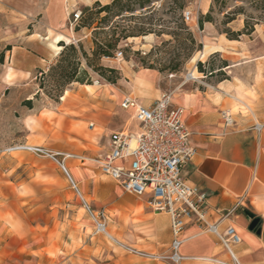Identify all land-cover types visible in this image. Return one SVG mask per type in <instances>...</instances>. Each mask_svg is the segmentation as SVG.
I'll list each match as a JSON object with an SVG mask.
<instances>
[{
    "label": "rangeland",
    "instance_id": "374dc122",
    "mask_svg": "<svg viewBox=\"0 0 264 264\" xmlns=\"http://www.w3.org/2000/svg\"><path fill=\"white\" fill-rule=\"evenodd\" d=\"M206 1L204 6L205 0H150L152 13L141 15L137 9L111 17L102 24V31L109 32L114 27L117 34H124L141 25L160 35L128 37L120 42L112 57L98 61L121 74L115 84L88 67L78 51L75 56L81 68L88 71L94 92L73 82L58 96L54 87L60 82L59 69L47 70L50 63L54 65L59 60L58 54H54L58 39L76 48L81 44L90 55L94 47L91 28L97 21L89 29L82 28L87 38L82 36L78 40L73 33L72 16L80 10L79 5L59 8L46 0H0V264H174L166 258L170 254V240L165 241L151 224L155 216L152 209L137 206L126 210L119 204L114 208L113 198L118 202L124 192L101 173L92 159L107 149L112 131L125 125L131 129L133 125L130 112L121 111L119 101L117 105L112 102L116 88H130L123 81V70L156 71L157 86L162 92H173L182 83L198 78H230L227 68H223L222 74H208L210 68L221 66V59H225L221 53L198 56L207 41L205 22L202 28L198 25L212 0ZM180 3L183 9H175ZM235 6L244 8L243 14L236 16L238 22L222 24L224 14ZM186 9L192 15L183 23L185 31L178 26ZM260 15L247 2L229 0L226 7L214 9L212 29L215 36L224 28L239 30L247 16ZM263 29L264 26L258 31ZM187 32L194 37V44L188 40ZM256 45L259 52H264V42ZM117 52H122V58H116ZM198 61L203 72L197 68ZM174 66L178 70L169 71ZM193 69L195 78L190 74ZM65 90L67 94L62 100ZM27 100L31 104H26ZM243 102L250 104L246 99ZM243 102L232 113L240 111L251 116ZM101 112L104 123L95 118ZM25 145L32 149L24 148ZM62 165L78 183L107 232L84 208ZM147 198L143 196L142 202Z\"/></svg>",
    "mask_w": 264,
    "mask_h": 264
},
{
    "label": "crops",
    "instance_id": "0c3cea01",
    "mask_svg": "<svg viewBox=\"0 0 264 264\" xmlns=\"http://www.w3.org/2000/svg\"><path fill=\"white\" fill-rule=\"evenodd\" d=\"M46 1L54 7L79 5L81 8L95 1L104 4L110 0ZM207 4L205 0L204 6ZM52 20L59 23L57 19ZM234 22H238V19L230 24ZM204 26L208 33L203 47L213 45L216 48L210 52L218 50L224 56L228 61L226 68L230 78H198L191 83H182L172 92V104L184 109V121L190 132L189 142L195 148L192 161L182 166L180 175L189 185L206 193L207 222H217L219 232H223L228 226L234 227L238 232L240 241L231 248L239 263L264 264V125L258 134L252 128L256 121L264 124V52H259L256 45L264 42V29L258 31L264 24H257L250 35H243L239 39H227L223 33L215 36L210 22H205ZM73 33L79 38H87L83 29ZM61 40L64 41L60 38L58 42ZM122 72L123 81L130 88H116L111 95L115 105L124 96L149 105L161 94L162 91L157 86L156 71L139 69ZM243 99L250 101V104L243 102ZM239 102L245 104L251 116L240 111L232 113ZM224 109L230 111L234 120L229 127L224 126L221 118L220 111ZM104 117L101 112L95 118L104 123ZM134 128L133 122L131 130ZM80 193L83 196L81 191ZM125 193L118 202L113 194L114 208L117 204L126 210L137 206L148 207L147 202L141 200L144 195L136 196L138 201ZM111 206L109 203V207ZM227 211L230 213L223 217ZM153 213L155 216L152 217L151 224L155 232L161 233L165 241L170 240L169 215L164 212ZM253 218H258V224L250 229ZM179 253L184 257L179 264H218L217 260H231L218 237L195 222L185 226Z\"/></svg>",
    "mask_w": 264,
    "mask_h": 264
},
{
    "label": "built area",
    "instance_id": "2783aa9c",
    "mask_svg": "<svg viewBox=\"0 0 264 264\" xmlns=\"http://www.w3.org/2000/svg\"><path fill=\"white\" fill-rule=\"evenodd\" d=\"M79 14L80 11L74 12L72 21L75 22ZM191 15L189 9L184 10L183 20L188 22ZM116 58H122V52H117ZM119 108L130 112V119L135 123L134 130L126 126L112 132L108 148L92 160L101 173L114 180L124 192L147 196V205L153 212L169 215L170 254L166 258L174 264L180 263L184 258L179 253L184 228L188 223L195 222L206 231L214 233L229 253L231 260H217L218 264H240L231 248L240 241L238 232L232 226L219 232L217 222H207L206 193L189 185L180 175L182 166L192 161L195 148L189 142L190 132L184 121V109L172 104V92H161L149 105L124 96L119 101ZM220 114L225 127L233 125L229 110H221ZM263 125L256 121L252 128L258 134ZM62 169L84 208L97 221V213L81 195L77 183L65 166L62 165ZM229 213L227 211L223 217ZM97 225L102 224L97 221Z\"/></svg>",
    "mask_w": 264,
    "mask_h": 264
},
{
    "label": "trees",
    "instance_id": "16d2710c",
    "mask_svg": "<svg viewBox=\"0 0 264 264\" xmlns=\"http://www.w3.org/2000/svg\"><path fill=\"white\" fill-rule=\"evenodd\" d=\"M229 0H212L210 7L204 15H202L198 20V25L202 28L204 22L213 23L212 13L214 9L217 8L221 10L226 7V4ZM250 4L252 8L255 10H259L261 15L259 17L247 16L244 21L242 28L239 30H232L230 28H224L220 31V33L225 34L227 39H239L243 35H250L255 28V25L259 23H264V0H240ZM137 9L141 10L140 14L143 15L145 13H152L154 7L151 5L150 0H110L107 3H100L99 1H95L89 6H83L80 8V14L75 21V31H78L82 28H90L94 21H97V25L92 26V34H93V45L94 47L91 50L90 55L82 48L81 44H78L79 48H76L73 44L65 43L64 41H59L58 45L61 46V50L58 53L59 60L52 65L50 63L47 67V70L51 71L56 68L59 69V80L57 84H55L54 90L57 95L60 96L63 92L65 86L69 83H79V84H90L88 71L85 68H81L79 58L75 56L80 53L81 58L84 60L86 65L92 68L93 71L98 72L104 79L110 83L115 84L120 78L121 74L118 73V70L113 67H105L99 64V60L102 57H112L115 53V50L120 45V42L128 37H135L136 35H148L151 33H155L156 35H160L156 33L152 28H144L139 25V27H135L133 29L128 30L124 34H117L114 31V27L109 32H104L102 24L107 23V21L114 16L121 14L122 12L134 13ZM175 9H183V4L180 3L177 5ZM244 8L242 6H235L233 10H229L224 14V21L222 24L227 25L236 19V16L239 14H243ZM183 11V10H181ZM101 13H105L103 16L99 17ZM182 23L179 24V29L187 30V27L183 24L185 21L183 17L181 18ZM105 33L104 37H100L101 34ZM188 40L194 44L195 39L191 35V33L187 32ZM66 53L70 55L66 57ZM212 53V54H216ZM202 63L200 61L197 62V68L199 71L203 72L201 68ZM228 66V62L226 59H221V66L218 69L210 68L208 70L209 76H212L215 73L222 74L223 68ZM152 68V67H149ZM178 70L177 66L169 68V71L176 72ZM39 72H44L43 69L38 68ZM106 73L114 74L112 76L106 75ZM225 79V78H223ZM222 80V79H219ZM41 88L43 85L41 84ZM26 104H31L30 100L25 102Z\"/></svg>",
    "mask_w": 264,
    "mask_h": 264
},
{
    "label": "bare ground",
    "instance_id": "6f19581e",
    "mask_svg": "<svg viewBox=\"0 0 264 264\" xmlns=\"http://www.w3.org/2000/svg\"><path fill=\"white\" fill-rule=\"evenodd\" d=\"M145 37V36H144ZM56 47V50H54V54H58L59 53V49H60V46L59 45H56L55 46ZM221 47V46H220ZM219 47V48H220ZM216 47H214L213 45L212 46H207V45H204V47H203V49L202 50H200L199 51V53H198V56L200 57V58H202V57H204L206 54H208L212 49H215ZM218 50H215L214 52H210V54L211 53H215V52H217ZM56 56V55H55ZM192 59H194V57L192 58ZM195 70L193 69L192 71H191V76L192 77H196V75L194 74L195 72H194ZM137 79V78H136ZM138 80V79H137ZM141 80V79H140ZM139 81V80H138ZM142 81H144V80H142ZM140 82V81H139ZM82 86L87 90V91H89L90 93H93L94 92V86L93 85H91V84H82ZM66 94H67V90H65L64 91V94L61 96V99L62 100H64L65 99V96H66ZM22 147V146H21ZM24 148H26V149H32V146H29V145H25V146H23ZM68 155V154H67ZM101 230H103V231H105V232H107V230H106V228H105V226H101Z\"/></svg>",
    "mask_w": 264,
    "mask_h": 264
},
{
    "label": "water",
    "instance_id": "95a60500",
    "mask_svg": "<svg viewBox=\"0 0 264 264\" xmlns=\"http://www.w3.org/2000/svg\"><path fill=\"white\" fill-rule=\"evenodd\" d=\"M258 224V218H253L252 221L250 222L249 228L254 229Z\"/></svg>",
    "mask_w": 264,
    "mask_h": 264
}]
</instances>
